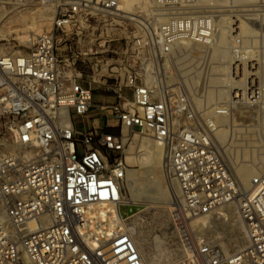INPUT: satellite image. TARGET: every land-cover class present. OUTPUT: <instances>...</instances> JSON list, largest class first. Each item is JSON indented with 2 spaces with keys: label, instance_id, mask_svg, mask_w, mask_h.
<instances>
[{
  "label": "built area",
  "instance_id": "obj_1",
  "mask_svg": "<svg viewBox=\"0 0 264 264\" xmlns=\"http://www.w3.org/2000/svg\"><path fill=\"white\" fill-rule=\"evenodd\" d=\"M148 1L153 11L136 16L137 33L118 60L57 46L89 18L120 12L121 0H57L50 27L27 51L0 50V128L14 146L0 155V264H168L130 235L139 210L119 213L129 203L124 151L135 135L162 142L165 175L178 183L170 219L184 264H264V171L241 189L215 140V118L258 107L261 85L253 76L244 96L237 89L199 109L182 86L146 80L157 54L181 41L210 44L216 30L210 14L186 11L187 0ZM35 2L0 0V8L22 14ZM158 16L166 20L153 25ZM231 41L237 53L240 37ZM144 52L139 75L132 58ZM229 204L247 235L231 252L192 225Z\"/></svg>",
  "mask_w": 264,
  "mask_h": 264
},
{
  "label": "rangeland",
  "instance_id": "obj_2",
  "mask_svg": "<svg viewBox=\"0 0 264 264\" xmlns=\"http://www.w3.org/2000/svg\"><path fill=\"white\" fill-rule=\"evenodd\" d=\"M192 1L193 0L191 1L187 0L188 3L186 5L191 4ZM221 1L218 0L216 2V7L214 6V8H213V5H205V4L203 5L200 4V6L194 5V7L197 8V9H194L196 10L194 12L212 14V15L214 14L213 16H215V14H218V17L219 16L229 17L230 19H232L231 21H234V24H235V25H232L231 21H230V24H228L230 27L229 28L230 33L228 32V34L229 36H232V37L236 33H231L233 32L231 30V27L236 28V26L238 27L243 26L239 21L236 20L238 19L237 16H239L240 18H243V16L250 14L249 17L253 18L252 21L253 22L256 21L255 22L256 24L248 23L250 28L253 29L252 34H254V36L251 33L249 34L250 36L245 35L244 37L242 35H241L242 37H240V35H237L240 37L241 47L244 46L245 49L244 47H242L240 48V51H238L237 53H235L234 51H231L232 50L231 49L232 37L230 40L231 44L229 43L227 45H224L225 47L223 46L224 49L227 47L226 49H228V54H230L228 56L229 57L228 61L236 62L238 59L241 60L237 62H242L241 65L243 67L244 76L247 75L245 76V78L249 79L248 74L251 77L252 74H254L255 72L254 68L253 70L250 68L251 64H253L251 62L258 63L259 61L260 63L258 65L261 67L263 64L262 68H264V63H263L264 61V42H262L264 40L262 37L263 34H261L262 32H260L261 28H258L259 26L258 24L261 25L260 17L263 18L262 23L264 21V15H263L264 10H262L264 9V0H261V1L260 0H244V1L243 0L242 1L241 0H223L222 2ZM53 6L54 5H51V7ZM204 6H206L207 8H205ZM209 6H212V7H209ZM51 7H49L47 3H44L43 0H36V2L33 5L29 6L28 9H26L27 11L25 13L17 14V13L10 12L8 14L9 16L7 15V17L5 18L2 29L10 30L11 28H17V31L15 32H20V33L16 34L14 32L12 35L7 36L6 39L1 40L0 50L3 52H9V53L27 51L30 45V42L25 41L23 39L25 35H28L29 32L36 31L34 26L37 24V21H36L37 18L35 16H37V14L40 12H43V14H45L46 11H47L46 14H48ZM2 10H5V9L0 8V12ZM220 11L222 14L220 13ZM130 17L131 16L125 15L121 11L115 14H105V15L99 14V15L93 16L89 18L88 21L82 22L81 24H79V28L81 29L79 33L73 34V35L70 34L67 37L64 36L67 39L65 40V42L62 39V41L58 43L57 51L63 54L64 47L68 45L71 47L73 53H78L81 51L91 49L92 51H97L100 56L101 55L104 56L106 60L111 59V58L114 60H118L123 55L121 51L125 49V45L127 43L130 44L131 39H133L132 37L135 36L137 33L136 22H135L136 16H132L131 18ZM31 18L33 19L31 20ZM1 24L2 23L0 22V28L2 26ZM48 28L45 26H42V29L44 30ZM19 34H21L24 37L23 38L22 36L18 37ZM251 37L254 39H252ZM202 50L203 48H199V47H195L194 45L187 44V46L182 48L181 51L175 50L172 53H170L167 56V59H168L167 66H169L170 72L174 73V76H176L175 71L173 72V70H174V67L177 66L179 61L181 62L188 61L189 66H192V64L193 66L194 64L195 66H197L198 64L202 66L200 63L196 65V63L199 61L201 62V60H202V64L204 62L203 58L199 57L200 54L204 53V51ZM246 50L248 53L251 51L248 56H247L248 53L246 54ZM238 53H239V56L236 55ZM253 53H255V55L257 54L256 55L257 57ZM240 54L241 55L243 54L242 57ZM180 55L181 56L186 55V56L182 58ZM234 55L237 56V58H235ZM250 55L252 56V58H250ZM79 58H80V55H79ZM147 59H148V55L146 52L142 53L141 55L136 56L135 58H132L133 66L135 67L139 75H144L143 70H140L139 68V62L147 61ZM247 59L250 64L247 63L246 61ZM261 59L263 60L261 61ZM189 60H191V63L189 62ZM163 65L164 64H162V59L159 54L156 55V58L154 59L152 58V61L149 64V69H148L149 70L148 74H151L153 76L152 81L154 80V78H156L157 81L159 80L164 81L168 87L172 85L171 86L172 89H174L176 86L178 87L182 86L183 84L179 82L177 77H174L173 80L171 81H168L165 78L166 73L165 72L163 73V71L165 70L163 68L164 67ZM199 65L197 66L198 68L200 67ZM255 67L257 68V71H256L257 73L255 72V74L253 75L255 76L254 80H258V82L261 85L260 88L262 89V86L264 85L263 71L260 72L261 71L260 69L262 68L258 67L257 65H255ZM162 75H164V77ZM206 75H207V72L205 73V76ZM239 77L240 76H237L235 78L233 77V78L238 79ZM260 77L263 82L261 81ZM170 82H171V85H170ZM226 84L229 85V81H227ZM195 85L196 84L192 85V87L186 86V85H184V87L182 86L183 88H185L186 91L188 90L187 93H189V96L192 100H193L192 97L196 94H197L196 96L200 97L201 91H202V88H201L202 85L200 84V80L197 82V85L196 86ZM188 87H190L191 90ZM196 89H197V92H196ZM190 93H192V95L194 93L196 94H194L191 97ZM261 95L263 97V100H262V103H260L258 107L251 108L245 105L240 106V107L237 106L232 111V113L229 115L228 139H226V141L229 140L230 136H231V140L233 137V141L231 143V152L226 151V148L229 146L227 143H226L227 145L225 143L223 145L222 142L221 143L219 142V144L217 142L219 150L223 154V157L225 158L228 166L231 168L234 176H235V173H234L235 165H241L242 162L243 164H248L249 160H246V159H250L249 157L251 156L250 153L253 152L254 155H257L259 154L258 148L260 146L261 147L264 146V110H263L264 109L263 108L264 94H261ZM227 99H229V95L227 96ZM104 100L105 101L110 100V97H107L106 99H102L101 96L99 95L94 96L95 102H102ZM199 106L200 107L197 106L199 109H203V108L205 109L206 107V105H203V104ZM241 115L243 118L241 117ZM100 120H103V118H100ZM234 126H236V128H234ZM142 142H143V137L137 136V135L134 136L132 140L130 141L129 145L125 147L124 157L127 154V152H130V154L132 155L138 154V151L140 149ZM256 145H260V146L256 148L257 147ZM13 148L14 146L11 143L10 130L0 128V155L6 154ZM250 148H251V151H250ZM253 149L254 150L256 149V150L254 151ZM161 151H163V148ZM164 163H165V157L164 159H162V152L157 162H153V160H151V161H148V163L146 162L145 164L127 163L128 173L126 174V179H125L126 188H125L124 200L127 201L129 200V198H132L134 196L133 192H130L132 191L133 188L136 189L137 191L139 189V193L142 196L143 195L144 196L142 197L141 195L138 194V196L142 200L139 203L131 202V203L120 204L119 213L122 217H126L129 214L139 210V212H136L135 214L131 216L132 222L129 226V230L133 232L134 237L136 239L135 241L137 242L141 251L146 256L162 257L163 260L168 264H184V260L180 255L178 241L173 231V227H172V223L170 219V209H171L170 207L174 205L173 200L176 199L175 198L176 194H175V189L170 181V178H168L165 175ZM156 182L160 184L161 187H164L166 190L164 199H162V201H161V198H159V196L155 193L156 188L158 187V184ZM131 186H133V188ZM230 209L231 210L233 209V211L236 212V207L232 204L225 205L222 207V211L223 210L228 211L231 217V220L237 219L238 224L241 225V227L243 228L242 222L237 217V214L235 213V215L234 214L232 215V213H230ZM201 220H205L206 223H202ZM192 225L194 228L199 227L202 230V232L212 237L217 244L223 245L228 252H231L234 250L232 243L234 242L235 236L239 237V240H242V238H240L242 228L239 226L232 228L230 225L225 224V222L221 220L219 214L217 216H212L209 218L197 219L196 221H193ZM232 232H235V236L232 239H230ZM233 245H235V242L233 243Z\"/></svg>",
  "mask_w": 264,
  "mask_h": 264
},
{
  "label": "bare ground",
  "instance_id": "obj_3",
  "mask_svg": "<svg viewBox=\"0 0 264 264\" xmlns=\"http://www.w3.org/2000/svg\"><path fill=\"white\" fill-rule=\"evenodd\" d=\"M191 1V0H189ZM218 0H193L191 4H188L186 5V10L188 12H194L196 10L194 9H197L194 7V5H199L200 4H205V5H213V8L214 6L216 7V2ZM221 1V0H220ZM223 1V0H222ZM221 1V2H222ZM242 1V0H241ZM244 1V0H243ZM261 1V0H260ZM44 3H47V5L49 7H51V5H54L57 0H43ZM225 2V1H224ZM233 2V1H232ZM246 2V1H245ZM248 2V1H247ZM215 4V5H214ZM224 4V3H223ZM222 5V4H221ZM151 3L148 1V0H121V4H120V11L122 13H124L125 15H128V16H137L138 15H148L150 14V12L152 11V8H151ZM198 7V6H197ZM202 7V6H201ZM205 8H207L206 6H204ZM209 7H212V6H209ZM47 8V7H46ZM228 8V7H227ZM250 8V7H249ZM5 10H2L0 12V22L2 23L1 25V28H0V40H3V39H6L7 36H10L12 35L15 31H17V28H11L10 30H3L2 27H3V24H4V21H5V18L7 17V15L11 12L10 11V7H4ZM191 9V10H190ZM204 9V8H203ZM45 10V9H44ZM48 10V9H46ZM249 10V9H248ZM253 10V9H252ZM264 10V9H262ZM203 11V10H202ZM208 11V10H207ZM216 11V10H215ZM201 12V11H199ZM214 12V11H213ZM251 12V11H250ZM253 12V11H252ZM38 13V12H37ZM47 13V11L45 12V14ZM221 13V11H220ZM235 13V12H234ZM43 14V12H40L37 14V16H35L37 18V24L34 26L35 27V30L36 31H31L28 33V35H25L22 36L21 34H19L18 37H21L22 38L24 37L23 40L25 41H29L31 42V40L33 39V37L35 36V34H37L38 32L44 30L42 29V26H45V27H50L51 25V21H52V14H53V7L50 8V11L48 12V14ZM222 14V13H221ZM224 14V13H223ZM243 14V13H242ZM211 16H213L212 14H210ZM220 15V14H219ZM250 14H247L246 16H243V18H240L239 16H237L238 19H236L237 21H239L243 26L242 27H238L236 26V28H233L231 27V30L233 32L231 33H236L235 35H240V37H244L245 35L247 36H250L249 34L251 33L252 34V30L250 28V26L248 25V23H255L253 22V18L249 17ZM255 15V14H254ZM264 15V14H263ZM262 15V16H263ZM9 16V15H8ZM218 17V14H215V16H213V19H214V23H215V26H216V30H215V35H214V39L213 41L210 43V44H202V43H196V42H186V41H181V42H177L175 44H173L170 49H169V52L168 53H164V54H161V59H162V64H164L163 68L165 69L163 71V73L165 72L166 73V76L165 78L168 80V81H171L173 80L174 77H177L179 82L182 83L183 87L184 85L186 86H191L196 84L197 85V82L200 80V84L202 85V91H201V95L200 97L196 96V95H192L191 94V97L193 98V102L196 104V106L200 107L199 105H206L207 107L211 106V105H217V104H223V102L226 101L227 99V96L229 95V99L230 98H233L234 97V92H237V89L238 90H242V95L244 96L245 95V90H246V87H247V82H249V80L251 78H253V74L252 76L250 77V75L248 74V78H245V75L244 76V72H243V67L241 65L242 62H237V61H241L240 59H238L236 62L234 61H228V56L230 54H228V49H224V45H227L230 43V40H231V37L232 36H229L228 32H229V25L230 24V21L232 19H230L229 17ZM222 16V15H221ZM256 16V15H255ZM259 16V15H258ZM130 17V18H131ZM216 17V18H215ZM34 18V17H33ZM31 18V20L33 19ZM261 20V25L258 24V28H261L260 32H262L261 34L262 37H263V40H264V21L262 23V20L263 18L260 17ZM30 20V21H31ZM166 20V16H158L154 22H153V25H156L157 23H161L163 21ZM235 20V21H236ZM258 21V20H257ZM232 22V25H235L234 24V21H231ZM256 24V23H255ZM225 25V26H224ZM251 25V24H250ZM254 25V24H253ZM257 26V25H256ZM42 29V30H41ZM16 34L20 33V32H15ZM230 33V32H229ZM254 33V31H253ZM242 35V36H241ZM254 36V34H252ZM16 36V35H14ZM247 38V37H246ZM252 38V37H251ZM242 39V38H241ZM254 39V38H252ZM251 39V40H252ZM244 40V39H243ZM264 42V41H262ZM232 43V42H231ZM230 43V44H231ZM187 44H190V45H194L195 47H199V48H203L202 51H204V53L200 54L199 57L203 58V64H202V60L201 62H197L195 61L196 65L198 63H200L202 66H199L201 67H197L193 66H189L188 65V61L187 62H181L179 61L177 66L174 67V70L173 72L175 71V75L174 76V73H171L170 72V68L169 66H167V62H168V59H167V56L172 53L173 51L175 50H178V51H181L182 48H184L185 46H187ZM246 44V43H245ZM224 46V47H223ZM244 47V46H242ZM241 47V48H242ZM245 49V47H244ZM184 50V49H183ZM187 50V49H186ZM201 50V49H200ZM231 50V49H230ZM232 51V50H231ZM240 51V50H239ZM183 52V51H182ZM251 52V51H250ZM250 52L248 53L247 50H246V54L247 56L250 54ZM176 53V52H175ZM178 53V52H177ZM234 53V52H233ZM245 54V53H244ZM255 55V53H253ZM239 56V53L236 54ZM241 55V54H240ZM243 55V54H242ZM241 55V57H242ZM257 55V54H256ZM255 55V56H256ZM259 55V54H258ZM181 56V55H180ZM179 56V57H180ZM184 56L186 55H182L181 57L184 58ZM178 57V58H179ZM235 58H237V56L234 55ZM257 57V56H256ZM260 57V56H259ZM245 58V56H244ZM250 58H252V56L250 55ZM263 58V57H262ZM180 59V58H179ZM198 59V58H197ZM243 59V58H242ZM249 59V58H248ZM248 59L246 60L247 63L248 62ZM176 60V59H175ZM195 60V59H193ZM192 60V61H193ZM253 60V59H252ZM263 59H261L262 61ZM186 61V60H185ZM244 61V60H243ZM189 62L191 63V60H189ZM194 62V61H193ZM226 62V63H225ZM245 62V61H244ZM189 63V64H190ZM225 63V64H224ZM260 62L258 61V64ZM264 63V61H263ZM224 64V65H223ZM244 64V63H243ZM250 64V63H249ZM262 64V63H261ZM260 64V65H261ZM252 65V64H251ZM258 67H260L259 65H257ZM197 67V68H196ZM263 67V64L260 68ZM256 68V67H255ZM248 69V68H247ZM257 69V68H256ZM251 70V69H250ZM262 72L263 71V76H264V68L260 69ZM207 72V75L205 76V73ZM246 73V72H245ZM261 74V73H260ZM164 77V75H162ZM237 76H240L238 79H234L235 77ZM162 77V78H163ZM228 77V78H227ZM234 77V78H233ZM258 77V76H257ZM164 78V79H165ZM153 79V76L151 74H146V80L148 81H152ZM156 78H154L155 80ZM261 79V77H260ZM259 79V80H260ZM157 80V79H156ZM176 80V79H175ZM174 80V82H175ZM167 81V82H168ZM227 81H229V85L226 84ZM262 81V79H261ZM263 82V81H262ZM169 83V82H168ZM170 85H171V82H170ZM180 85V84H179ZM195 85V86H196ZM228 85V86H226ZM172 86V85H171ZM169 86V88L171 87ZM174 86V85H173ZM176 86V85H175ZM177 87V86H176ZM175 87V88H176ZM182 87V88H183ZM174 88V89H175ZM190 89V87H188ZM260 88V87H259ZM172 89V87L170 88ZM173 89V90H174ZM185 89V88H183ZM236 89V90H235ZM191 90V89H190ZM188 91V90H187ZM195 92V91H194ZM196 92H197V89H196ZM238 91V95L241 93ZM199 93V92H198ZM189 94V93H188ZM260 94H264V85L262 86V89L260 88ZM204 107V106H202ZM264 108V106H263ZM204 109V108H203ZM264 110V109H263ZM231 114V113H230ZM229 114V115H230ZM229 115H226V116H217L215 118V121L218 123V129L216 130L215 132V140H218L216 141V143L219 142L228 144L229 146L226 148V151L227 152H231V143L233 141V137H232V140H231V136L229 137V140L226 141V139H228V126H229V123H228V118H229ZM242 117V115H241ZM240 118V117H239ZM243 118V117H242ZM255 118V117H254ZM241 119V118H240ZM244 120V119H243ZM242 120V121H243ZM255 120V119H254ZM239 123V122H238ZM232 127V125H231ZM230 127V128H231ZM234 128H236V126H234ZM240 128V127H239ZM241 130V129H240ZM249 130V129H247ZM248 132V131H247ZM239 134V133H238ZM246 134V133H245ZM240 135V134H239ZM251 135V134H249ZM136 136V135H135ZM244 137V136H243ZM150 139V140H149ZM246 142V141H245ZM146 143V144H144ZM251 143V142H250ZM217 144V146H218ZM226 144V145H227ZM248 144V143H247ZM249 146V145H248ZM258 148V146L260 145H256ZM254 147V146H253ZM261 147V146H260ZM258 148L259 151L257 155H254L253 152H251V156L250 159H246V160H249V163L248 164H242L241 165H235L234 167V173H235V176L237 178V181H238V184L240 186V188L242 189H246L248 186H249V181L251 179V177L253 175H255L256 173H260V172H263L264 171V146L261 147V148ZM163 148V144L162 142L157 139V138H147V137H143V142L140 146V149L138 151V154L136 155H132L130 154V152H127V154L125 155V161L126 163H129V164H133V163H138V164H145L146 162L148 163V161H151L153 160V162H157L159 160V157L161 156V152H162V159H164V148H163V151H161ZM219 148V147H218ZM249 150V149H248ZM247 150V151H248ZM254 150V149H253ZM256 150V149H255ZM254 150V151H255ZM233 151V150H232ZM242 151V150H241ZM250 151H251V148H250ZM238 152V151H236ZM249 152V151H248ZM257 153V152H256ZM230 154V153H229ZM248 156V154H247ZM237 160V159H236ZM262 168V169H260ZM236 170V171H235ZM128 173V171H127ZM170 181L175 189V194H176V199H174V203L175 201H177V198L180 196V189H179V186H178V183L177 181L174 179V178H170ZM157 183V182H156ZM155 183V184H156ZM131 184V183H130ZM158 184V183H157ZM133 188V186H131ZM164 187H161L160 184H158V187L156 188V191L155 193L159 196V198H161V201L162 199H164V196H165V188L163 189ZM138 189V188H137ZM130 192H133L134 196L132 198H129V200H125L126 202H133V203H139L141 202L142 200L140 199V197L138 196L141 195L139 193V189L138 191L136 189H132V191ZM179 193V194H178ZM178 194V195H177ZM142 196V195H141ZM144 196V195H143ZM142 196V197H143ZM172 196V195H171ZM174 196V195H173ZM146 197V195H145ZM157 197V196H156ZM143 199V198H142ZM145 201V200H144ZM160 202V201H159ZM161 203V202H160ZM166 203V202H165ZM167 204V203H166ZM165 205V204H163ZM162 205V206H163ZM160 206V205H159ZM219 215H220V218L223 222H225V224H228L230 225L232 228H235V227H241V225L238 224L237 222V219H232L231 220V217L228 213V211L226 210H223L222 211V207L219 208ZM230 213H232V215L234 214L235 215V211H233V209L231 210L230 209ZM198 219V218H197ZM197 219H195L194 221H196ZM202 223H206L205 220H201ZM193 223V221H192ZM202 226V225H200ZM129 228V227H128ZM242 228V227H241ZM130 235L132 236V238L134 239V241L136 240L135 237H134V234L132 231H130ZM235 236V232H232L231 234V238L232 239L233 237ZM246 232L245 230L242 228L241 229V235H240V238H242V240H239V237L235 236L234 238V242H235V245H233L232 243V246L234 248V250L244 246L246 243H247V237H246ZM136 242V241H135Z\"/></svg>",
  "mask_w": 264,
  "mask_h": 264
}]
</instances>
